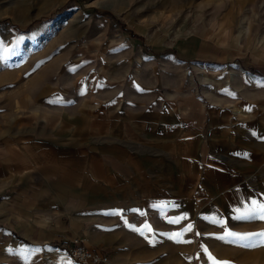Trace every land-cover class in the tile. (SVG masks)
<instances>
[{
  "label": "rangeland",
  "instance_id": "374dc122",
  "mask_svg": "<svg viewBox=\"0 0 264 264\" xmlns=\"http://www.w3.org/2000/svg\"><path fill=\"white\" fill-rule=\"evenodd\" d=\"M195 48L210 62L193 61ZM245 71L264 75V0H0V150L10 153L11 142L50 133L61 113L75 118V80L91 73L101 75L99 98L118 84L128 90L126 80L136 77L137 87L162 94L167 111L172 103L181 121L194 117L210 126L222 112L234 123L237 105L264 103V79L250 81ZM45 88L53 92L43 98ZM184 101L189 107L182 111ZM255 116L264 119V113ZM236 131L237 144L226 146L230 169L223 177L244 174L222 194L182 208L165 199L159 209L141 208L132 196L130 207L119 203L126 223L94 225L109 220L95 209L85 217L91 226L71 236L108 254L111 264H213L208 254L230 264H264L260 237L226 235L264 232V220L238 218L252 200L264 202V142L250 130ZM210 150L218 152L214 143ZM162 153L176 163L166 149ZM33 179L0 177V264H79L66 251L73 238L37 242L26 236V224L12 219V205L29 193Z\"/></svg>",
  "mask_w": 264,
  "mask_h": 264
},
{
  "label": "crops",
  "instance_id": "0c3cea01",
  "mask_svg": "<svg viewBox=\"0 0 264 264\" xmlns=\"http://www.w3.org/2000/svg\"><path fill=\"white\" fill-rule=\"evenodd\" d=\"M196 51L190 52L193 61L210 62L197 57ZM245 72L250 81L264 79V75ZM75 81V118L61 113L50 133L13 141L10 153L0 150V177L34 178L29 193L21 194L17 205H12L11 215L15 222L27 225L23 229L26 236L37 242L71 240L89 228L85 217L95 209V215L109 220H97L94 225L126 223L122 207L131 206L132 196L137 197L134 202L141 208L158 209L165 207V199H171L167 206L182 208L184 202L190 207L195 199L216 197L223 193L224 186L244 174L231 169L237 174L223 177L225 169H230L223 159L228 155L226 146L237 144L233 140L239 132L236 130L255 132L256 139L264 142V119L255 116L264 113V103L252 100L248 106L237 105L235 122L230 124L219 112V121L211 119L207 126L194 117L181 121L172 103L167 111L170 107L162 94L143 88L145 84L137 87L136 82L141 80L136 77L126 80L128 90L123 88L124 83L118 84L113 93L102 98L96 96L103 87L101 75L91 73ZM52 92L45 88L41 97ZM188 107V101L180 104L182 111ZM241 108H247L248 113L243 115ZM209 109L214 108L211 105ZM210 136L218 139L211 142ZM164 139L167 143L161 147ZM213 143L219 157L211 153ZM165 149L176 163L164 159ZM185 183L186 187H180ZM15 195L13 191L12 197ZM117 209L123 213H117ZM111 216L117 218L112 220Z\"/></svg>",
  "mask_w": 264,
  "mask_h": 264
},
{
  "label": "snow or ice",
  "instance_id": "6c2138e0",
  "mask_svg": "<svg viewBox=\"0 0 264 264\" xmlns=\"http://www.w3.org/2000/svg\"><path fill=\"white\" fill-rule=\"evenodd\" d=\"M237 212H240L239 209H237ZM242 220H251V219H260L264 220V202L259 200H252L250 202V205H245L244 211L240 214L238 217ZM190 230V226H189ZM227 236L234 237L236 241H247L251 240L253 237H260L262 242H264V232L259 233H233V232H227ZM181 236L180 233L175 234V237L178 239ZM245 247H251V244H245L243 245ZM207 253V249L204 250ZM208 259L213 262V264H230V262L227 261H217L214 257L211 256V254H208Z\"/></svg>",
  "mask_w": 264,
  "mask_h": 264
},
{
  "label": "built area",
  "instance_id": "2783aa9c",
  "mask_svg": "<svg viewBox=\"0 0 264 264\" xmlns=\"http://www.w3.org/2000/svg\"><path fill=\"white\" fill-rule=\"evenodd\" d=\"M67 254L80 264H111L108 254L86 246L83 238L75 237L66 248Z\"/></svg>",
  "mask_w": 264,
  "mask_h": 264
}]
</instances>
